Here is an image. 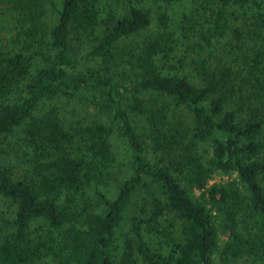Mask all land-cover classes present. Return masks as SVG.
Wrapping results in <instances>:
<instances>
[{"label": "trees", "instance_id": "trees-1", "mask_svg": "<svg viewBox=\"0 0 264 264\" xmlns=\"http://www.w3.org/2000/svg\"><path fill=\"white\" fill-rule=\"evenodd\" d=\"M0 264H264V0H0Z\"/></svg>", "mask_w": 264, "mask_h": 264}, {"label": "rangeland", "instance_id": "rangeland-1", "mask_svg": "<svg viewBox=\"0 0 264 264\" xmlns=\"http://www.w3.org/2000/svg\"><path fill=\"white\" fill-rule=\"evenodd\" d=\"M176 9L178 10V8H176ZM176 9H175V11H177ZM4 153H9V154H11V150H9V149L6 147V148H4ZM215 180H217V181H222V180H224V178L220 176V177H216ZM132 210H133V209H131V211H132ZM129 213H130V212H129ZM129 213H128V214H129ZM127 229H128V228H127Z\"/></svg>", "mask_w": 264, "mask_h": 264}]
</instances>
